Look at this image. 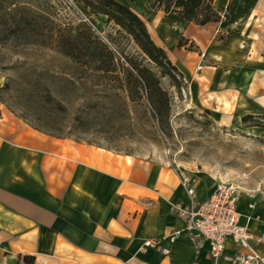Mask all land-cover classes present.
<instances>
[{
    "label": "crops",
    "instance_id": "1",
    "mask_svg": "<svg viewBox=\"0 0 264 264\" xmlns=\"http://www.w3.org/2000/svg\"><path fill=\"white\" fill-rule=\"evenodd\" d=\"M113 1L143 22L187 81L188 108L219 128L264 139V129L241 124L264 120V0H213L226 20L204 28L152 11L156 0ZM0 112V264H212L207 247L169 212L185 201L175 172L55 140ZM216 183L196 186L199 202ZM252 218L264 255V201ZM178 232L169 256L142 249Z\"/></svg>",
    "mask_w": 264,
    "mask_h": 264
},
{
    "label": "rangeland",
    "instance_id": "2",
    "mask_svg": "<svg viewBox=\"0 0 264 264\" xmlns=\"http://www.w3.org/2000/svg\"><path fill=\"white\" fill-rule=\"evenodd\" d=\"M9 3L17 6L9 11L12 18L28 13L36 17L52 16L53 31L68 30L72 36V40L63 43L77 51V58L73 62L61 58L57 43L50 47L47 39H37L35 47L22 46L23 41L0 48V89L9 82L11 86V91L2 96L4 106L0 104V110L37 129V114L45 109L29 93L50 94L55 103L66 109L46 115L44 122L49 124L48 129L40 125L53 136L154 163L177 176L200 173L197 186L201 182L210 187L216 181L231 180H244L250 187L264 184V139L219 128L206 113L188 108L187 88L182 81H177L184 87L180 91L164 75L165 71L143 56L131 40L113 26L106 27L104 19L95 20L96 29L88 34L81 21L92 17L87 18L77 6L76 13L69 11L65 0L58 7L55 0H9ZM40 32H47L44 25L37 29V36ZM97 43L107 47L111 58L98 56ZM93 60L114 66L117 82L99 80L76 69ZM134 70L148 80L153 76L167 94L169 113L162 120L157 119L144 84L138 93L128 87L126 72Z\"/></svg>",
    "mask_w": 264,
    "mask_h": 264
},
{
    "label": "trees",
    "instance_id": "3",
    "mask_svg": "<svg viewBox=\"0 0 264 264\" xmlns=\"http://www.w3.org/2000/svg\"><path fill=\"white\" fill-rule=\"evenodd\" d=\"M65 1L69 11L75 12L77 10L75 7L77 6L92 17V19L81 21V27L83 30L87 31L88 34L92 33V29H96V19L105 18L106 27L113 26L115 29H117L118 33L131 40L137 49L143 54V56H145L153 65L164 70V75L169 77L170 80L177 85V89H180L181 91L184 88L181 87V84L177 82L180 80L182 81L183 78L178 73L176 68L173 67L167 58L166 53L155 46L143 22L129 8L122 6L113 0ZM133 1L134 0L131 2L133 3ZM61 4H64V0H55V5L57 7ZM213 5V0H156L154 3H149V8L154 12H160L164 14L165 17L176 16L187 24L204 28L207 25H217L223 20H226V18L222 19L215 12ZM11 8L17 9V6L9 3V0H0V48L8 45L10 42L21 43L23 41L24 44L22 46L35 47L39 43L37 42V39L41 41L47 39L49 41L50 47H53L52 45L54 42L57 43V54L61 58L71 62L77 58V51L75 49H68V47H66L63 43L66 39L72 40V36H70L68 30L60 29L59 31L54 32L53 22H51L52 16L45 14H41L39 16L37 14L36 17L35 14L28 13L25 15V17L12 18V13L9 14ZM40 25H44L47 32H40L37 36V29H39ZM42 43L45 45V42ZM60 43H62V45ZM180 47H182V42L179 43V48ZM95 50L98 56L102 55L111 58V54L109 53L107 47L97 43ZM76 69L80 70L84 75H88L99 80H112L117 82V70L114 66L107 67L104 66V64L93 60L83 65L81 64V66H78ZM134 74L136 76H134ZM140 80L143 81V83L140 82ZM126 82L128 87L130 86L136 93L141 91L142 84H144L146 93L150 94L149 101L157 119L162 120L168 115V96L160 89L158 81L153 78V76H150V80H148L142 77L140 72L134 70L132 73L126 72ZM10 91V82L5 84V86L0 89V104L2 106H4L2 96L6 95ZM29 95L30 98H33L38 105L45 109L42 112L44 114H37V116L39 115V118H37V129L30 127L26 121H23L22 119L18 118V120L41 135L53 138L55 140H68L53 136L51 134L52 132L43 129L42 126H40L43 125V127L48 129L49 124L44 122V119L46 121V117H48L46 115L52 114L54 110H56V112H58V110L65 112L66 109L55 103L50 94L43 96L41 93L32 91L29 93ZM11 115L13 114L11 113ZM241 124L244 129H264V120L258 118H243ZM20 260L24 264H35L34 258H22Z\"/></svg>",
    "mask_w": 264,
    "mask_h": 264
},
{
    "label": "built area",
    "instance_id": "4",
    "mask_svg": "<svg viewBox=\"0 0 264 264\" xmlns=\"http://www.w3.org/2000/svg\"><path fill=\"white\" fill-rule=\"evenodd\" d=\"M182 83L186 86L187 81L183 79ZM199 174H179V188L185 201L170 205L171 216L185 224L184 233L207 247L212 264H264L260 252L263 240L251 231L252 215L264 201V184L251 188L244 180L219 181L210 196L199 202L196 188ZM181 237L182 232L173 233L146 242L142 249L166 257L169 248Z\"/></svg>",
    "mask_w": 264,
    "mask_h": 264
}]
</instances>
